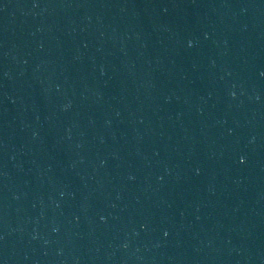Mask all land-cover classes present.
I'll return each instance as SVG.
<instances>
[{"label": "water", "instance_id": "obj_1", "mask_svg": "<svg viewBox=\"0 0 264 264\" xmlns=\"http://www.w3.org/2000/svg\"><path fill=\"white\" fill-rule=\"evenodd\" d=\"M0 264H264V0H0Z\"/></svg>", "mask_w": 264, "mask_h": 264}]
</instances>
